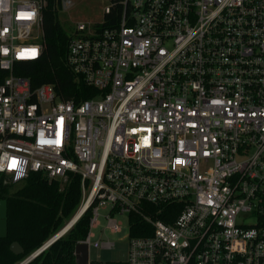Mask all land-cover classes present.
Wrapping results in <instances>:
<instances>
[{
	"label": "built area",
	"instance_id": "built-area-1",
	"mask_svg": "<svg viewBox=\"0 0 264 264\" xmlns=\"http://www.w3.org/2000/svg\"><path fill=\"white\" fill-rule=\"evenodd\" d=\"M108 1L70 30L97 90L76 101L15 71L43 55L48 0H0V175H81L70 228L89 211L80 242L110 249L94 231L126 217V264H264V0Z\"/></svg>",
	"mask_w": 264,
	"mask_h": 264
},
{
	"label": "trees",
	"instance_id": "trees-1",
	"mask_svg": "<svg viewBox=\"0 0 264 264\" xmlns=\"http://www.w3.org/2000/svg\"><path fill=\"white\" fill-rule=\"evenodd\" d=\"M61 6L62 0H48L43 10V55L36 61L17 62L15 71L28 76L34 86L52 84L60 99H87L97 90L75 74L67 63L71 33L59 19ZM6 76L7 72L0 68V84ZM81 183L78 173L70 174L66 181H50L41 173L34 172L13 188V184L5 183L0 175V199L7 201L8 209V234L0 238V264H17L60 231L75 215L81 203ZM159 217L169 220L164 214ZM90 218L88 211L28 264H76L75 247L86 238ZM15 241L22 245L23 253L11 251L10 246Z\"/></svg>",
	"mask_w": 264,
	"mask_h": 264
},
{
	"label": "rangeland",
	"instance_id": "rangeland-1",
	"mask_svg": "<svg viewBox=\"0 0 264 264\" xmlns=\"http://www.w3.org/2000/svg\"><path fill=\"white\" fill-rule=\"evenodd\" d=\"M74 6L70 9H65L64 6H61L59 11V19L69 32L73 29L74 23L79 20H98L102 17L104 12V7L109 2L108 0H72ZM5 183H8L5 181ZM61 181V180H60ZM17 185L13 184V188H16ZM107 213V211L105 212ZM102 225L100 228L95 229V238L93 241L99 240L101 235L103 238H109L112 241H115L114 247L110 249H96L92 247L90 250V257L94 262L100 264H126L128 259V228H127V219L126 217L121 218L125 223V227L122 232L112 233L110 229H105V233L101 234L100 229H104L106 226V219L101 217ZM59 232V231H58Z\"/></svg>",
	"mask_w": 264,
	"mask_h": 264
},
{
	"label": "water",
	"instance_id": "water-1",
	"mask_svg": "<svg viewBox=\"0 0 264 264\" xmlns=\"http://www.w3.org/2000/svg\"><path fill=\"white\" fill-rule=\"evenodd\" d=\"M7 213H8L7 201L4 199H0V238L6 237L8 234ZM72 223H74V220H72V222H69L67 226L64 227L63 230H60L58 235H55V238L57 237L59 238L66 230L70 229ZM50 244L51 243L43 247H40L38 251L27 257V259H25L21 264H27L30 260H32L38 254H40L43 250H45V248H47V246H49ZM10 249L15 254H21L24 252V248L17 241L12 242ZM75 259H76V264H90V248L87 243L84 242L77 243L75 247Z\"/></svg>",
	"mask_w": 264,
	"mask_h": 264
},
{
	"label": "flooded vegetation",
	"instance_id": "flooded-vegetation-1",
	"mask_svg": "<svg viewBox=\"0 0 264 264\" xmlns=\"http://www.w3.org/2000/svg\"><path fill=\"white\" fill-rule=\"evenodd\" d=\"M29 256H30V255H29ZM29 256H28V257H29ZM34 258H35V257H34ZM34 258H33V259H34ZM25 259H27V257H26ZM25 259H24V260H25ZM33 259H32V260H33ZM24 260L18 262L17 264H21V263H23ZM30 261H31V260H30ZM30 261H29V262H30ZM29 262H28V263H29ZM28 263H27V264H28Z\"/></svg>",
	"mask_w": 264,
	"mask_h": 264
},
{
	"label": "snow or ice",
	"instance_id": "snow-or-ice-1",
	"mask_svg": "<svg viewBox=\"0 0 264 264\" xmlns=\"http://www.w3.org/2000/svg\"><path fill=\"white\" fill-rule=\"evenodd\" d=\"M32 54L35 55V50H32Z\"/></svg>",
	"mask_w": 264,
	"mask_h": 264
},
{
	"label": "bare ground",
	"instance_id": "bare-ground-1",
	"mask_svg": "<svg viewBox=\"0 0 264 264\" xmlns=\"http://www.w3.org/2000/svg\"><path fill=\"white\" fill-rule=\"evenodd\" d=\"M77 217H78V216H76V218H77ZM76 218H75V219H76ZM75 219H74V220H75Z\"/></svg>",
	"mask_w": 264,
	"mask_h": 264
}]
</instances>
